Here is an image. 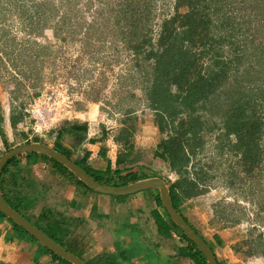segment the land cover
Returning <instances> with one entry per match:
<instances>
[{
	"label": "trees",
	"instance_id": "trees-1",
	"mask_svg": "<svg viewBox=\"0 0 264 264\" xmlns=\"http://www.w3.org/2000/svg\"><path fill=\"white\" fill-rule=\"evenodd\" d=\"M118 2L122 12L120 20L132 29L126 45L136 58L134 66L138 71L143 69L145 64L150 66V70H144L145 74L143 72L146 104L161 136L153 156L154 160L162 161L168 171L177 177L173 181L168 179L167 174L159 175L170 187L175 208L205 240L199 230L183 215L180 208L186 199L207 192L203 187L208 186V179L212 176V166L210 163H202L199 156L205 148V143L217 133L218 141L214 146L218 148L219 154H229L232 158L228 159V171L224 172H227L224 175L230 179L227 187L235 189L243 198L257 206L256 218L259 219V213L264 211V66H262L264 56L255 53L254 59L262 66V68L257 66L258 71L256 67L254 70V65L240 70L241 65L249 58L246 53L249 46L246 45L249 42L248 32L251 28L244 29L242 27L244 24L236 21L237 15L225 10L228 3H224V0H175V13H169L162 19L157 42L154 43V29L150 24L155 17L156 0H118ZM17 4L15 5L21 9L20 11L28 12V16L33 19L34 25L30 29L33 32L43 31L50 20L55 18V14L48 15L47 7L54 4L50 1L28 0L18 3L17 0ZM24 14L27 13L22 15ZM63 19L66 21V18ZM122 34L124 35L125 31ZM239 51L243 54L241 55ZM2 61L0 59V63ZM251 84L256 85L252 88L249 86ZM38 96L36 94V97ZM25 107L23 102L17 107L18 109L14 108L9 114L13 128L25 118ZM131 113L126 114L124 125L116 137L122 151L118 155L117 170L114 174L110 169L105 173H98L91 169L86 161H76L103 185L125 187L139 180L158 177V175L149 176L142 168L140 172H131L135 169V163L143 158L141 154L143 150L136 147L134 142L138 131L134 121L138 117L130 115ZM5 119L6 113L0 102V136L6 147V154L12 150V147L3 129ZM87 130L86 123H66L59 130L58 146L54 149L72 158L70 151L61 149L63 137L65 135L76 137L86 133ZM104 136L107 137L106 133ZM24 156L28 160V165H36L41 158L75 186L93 190L62 163L36 152L13 158L1 174L0 187L7 202L49 237L74 253L67 244L72 235L70 229L72 225L65 216L52 208H45L41 219L34 221L27 215L33 202L30 196H26L27 201L22 205V202L16 204L11 201L4 193L2 184L5 180L4 176L8 174L10 166H20L19 158ZM127 171L130 173L123 175ZM14 183L21 186L17 177L11 182ZM154 197L157 206L163 207L159 191H156ZM240 210L242 208L234 207L232 212ZM232 214L230 212L229 215H223V227L219 229H227L242 221ZM154 215L165 235H169L172 230L178 231L186 244L181 249V254L191 257L196 264H208L203 253L168 214H166L167 220L159 212H155ZM0 217L9 220L16 233L37 242L28 231L12 222L1 211ZM254 230L257 229H252L250 235L254 234ZM258 238L260 239L257 243L248 249L256 257H264V233L259 234ZM249 242L248 239L238 243L233 246V250L242 253ZM40 247L46 253L53 255L56 261L69 264L67 260L43 245L40 244Z\"/></svg>",
	"mask_w": 264,
	"mask_h": 264
},
{
	"label": "rangeland",
	"instance_id": "rangeland-1",
	"mask_svg": "<svg viewBox=\"0 0 264 264\" xmlns=\"http://www.w3.org/2000/svg\"><path fill=\"white\" fill-rule=\"evenodd\" d=\"M26 1L18 0V3ZM45 1L54 3L47 8L48 15L55 14V18L43 31L33 32L30 30L34 25L33 19L28 16V12L20 11L17 0H0V59L3 60L0 63V102L6 116L24 102L28 124L24 118L18 129L27 130L30 121H33L31 111L37 101H48L53 97L52 101L57 99L61 105L70 103L69 111L59 117V122L49 130L47 139L51 141L68 122L88 124L93 121L92 125L110 129L111 134L116 135L117 130L124 125L126 114L132 112L130 115L138 117L134 121L138 127L135 145L143 150L142 159L151 160L153 167V153L161 136L146 104L144 70H150V66L145 64L139 71L134 66L136 58L126 45L132 29L120 20V3L118 0ZM174 1L156 0L154 3L155 17L150 24L154 29V43L157 42L162 19L169 13H175ZM225 2L228 3L225 10L237 15L236 21L244 24L240 26L251 28L246 45L249 46L246 50L249 58L240 70L254 65V70L256 67L258 71L261 64H257L254 57L255 53L264 56V0ZM239 53L243 54L242 51ZM255 85L249 86L254 88ZM36 94L39 96L36 97ZM28 132L32 135L30 130ZM218 135L216 133L215 137L209 138L210 141L205 143L199 156L202 163L212 166L208 186L203 187L207 192L197 204H193V211L187 212V215L200 234L229 229V238L235 242L232 246L249 239V244L242 252L243 261L246 264H264V257H256L248 249L260 239L258 235L264 233V211L259 213L260 218L257 219L258 207L235 189L227 187L230 179L224 172L228 171L227 161L232 158L229 154H219L218 148L214 146ZM3 149L2 146L0 159L5 154ZM155 167L158 169L156 173L163 169L168 179H177L162 161H158ZM234 207L242 210L232 212ZM230 212L242 221L227 229H219L223 227V215H229ZM254 228L257 230L250 235Z\"/></svg>",
	"mask_w": 264,
	"mask_h": 264
},
{
	"label": "crops",
	"instance_id": "crops-1",
	"mask_svg": "<svg viewBox=\"0 0 264 264\" xmlns=\"http://www.w3.org/2000/svg\"><path fill=\"white\" fill-rule=\"evenodd\" d=\"M20 123L13 128L10 116H6L3 129L12 149L31 143L52 148L58 146L59 131L51 141L47 136H36L33 139L27 130L18 129ZM92 124L93 121L88 122V130L84 134L76 137L65 135L60 147L70 151L75 161H86L96 172L105 173L110 169L114 174L117 170L118 155L122 151L116 137L122 127L117 130L116 135H112L110 129H100ZM105 133L107 137L104 136ZM79 138H82L81 143ZM73 143L75 148L71 146ZM2 146L6 151L0 136V152ZM19 159L20 166H10L8 174L4 176V193L11 201L16 204L22 202V205L27 201L26 196H30L33 202L27 215L34 221L41 219L45 208H52L65 216L72 225V235L67 244L75 254L69 252L86 264H196L191 257L181 254V249L186 244L177 230H172L169 235L161 231L154 214L159 212L167 220L168 213L164 206L158 207L155 202L154 196L158 190L143 191L130 196L100 194L75 186L41 158L36 165H28L25 156ZM150 161L139 159L131 172H140L142 168L149 176L158 175L153 178L165 176L163 169L156 173L158 169L155 166L159 160H154L153 167ZM128 173L130 171L123 175ZM16 177L21 186L11 184ZM144 180L148 179L137 182ZM202 196L204 193L183 202L180 209L185 217L189 219L187 212L193 211L191 207L197 204ZM191 223L193 224L192 221ZM228 232L229 229L214 230L212 233L201 235L215 253L219 264H246L242 253L233 250L232 245L235 242L230 240ZM0 261L3 264H62L56 261L53 255L43 251L38 242L30 241L16 233L12 223L1 217Z\"/></svg>",
	"mask_w": 264,
	"mask_h": 264
},
{
	"label": "water",
	"instance_id": "water-1",
	"mask_svg": "<svg viewBox=\"0 0 264 264\" xmlns=\"http://www.w3.org/2000/svg\"><path fill=\"white\" fill-rule=\"evenodd\" d=\"M79 143L82 142V138H79ZM75 148V143L71 144ZM42 153L56 161L62 163L68 169H70L81 181H83L92 190L106 195L113 196H130L143 191L158 190L162 204L170 216L171 220L184 232V234L196 245V247L203 253L208 264H219L215 253L208 245V243L194 230V228L186 221V219L175 208L170 187L167 183L160 178H152L131 184L125 187H109L98 182L93 176H91L86 170H84L73 158H69L66 155L56 151L54 148L43 144H26L16 147L6 153L0 159V178L4 167L10 160L26 153ZM0 211L5 214L12 222L23 227L30 235H32L39 244L49 249L54 254L67 260L71 264H86L82 259L78 258L74 254L70 253L62 245L57 243L51 237H49L44 231L28 221L21 213L16 211L4 198L0 189ZM0 264H3L0 261Z\"/></svg>",
	"mask_w": 264,
	"mask_h": 264
},
{
	"label": "built area",
	"instance_id": "built-area-1",
	"mask_svg": "<svg viewBox=\"0 0 264 264\" xmlns=\"http://www.w3.org/2000/svg\"><path fill=\"white\" fill-rule=\"evenodd\" d=\"M52 99L54 98L50 97L48 101H37L32 108L33 121H30V127H27V131L30 130L33 136H47L49 130L59 122V117L69 111L70 103L61 105L57 99H55L56 101H52ZM27 120L25 118L24 121L28 124Z\"/></svg>",
	"mask_w": 264,
	"mask_h": 264
},
{
	"label": "clouds",
	"instance_id": "clouds-1",
	"mask_svg": "<svg viewBox=\"0 0 264 264\" xmlns=\"http://www.w3.org/2000/svg\"><path fill=\"white\" fill-rule=\"evenodd\" d=\"M5 155V154H4ZM38 242V241H37Z\"/></svg>",
	"mask_w": 264,
	"mask_h": 264
}]
</instances>
